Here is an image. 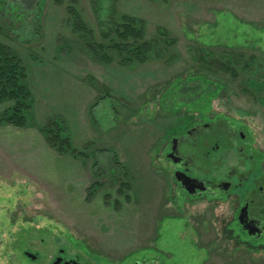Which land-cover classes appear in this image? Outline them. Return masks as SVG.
<instances>
[{
  "label": "rangeland",
  "instance_id": "rangeland-1",
  "mask_svg": "<svg viewBox=\"0 0 264 264\" xmlns=\"http://www.w3.org/2000/svg\"><path fill=\"white\" fill-rule=\"evenodd\" d=\"M71 5L93 44L120 12L145 20L148 38L167 29L178 57L128 69L116 57L100 63L74 32ZM0 25L33 98L31 124L0 125V264H53L60 249L96 264H264V237L248 240L237 217L226 216L225 198L183 197L173 182L177 167L163 153L172 135L207 120L227 162L195 175L226 176L237 162L225 150L233 133L246 135L248 154L264 155V103L243 85L264 82V0H0ZM197 50L241 63L253 56L259 65L236 78L208 72L193 59ZM180 99L199 108L174 113ZM10 105L1 102L0 114ZM54 117L67 123L73 146L91 144L86 160L48 146L40 129ZM178 117L190 123L175 129ZM123 166L128 200L118 193L127 182L117 173ZM94 182L101 185L89 199Z\"/></svg>",
  "mask_w": 264,
  "mask_h": 264
},
{
  "label": "trees",
  "instance_id": "trees-1",
  "mask_svg": "<svg viewBox=\"0 0 264 264\" xmlns=\"http://www.w3.org/2000/svg\"><path fill=\"white\" fill-rule=\"evenodd\" d=\"M69 12L70 23H72L74 32L81 35L79 37L82 38L84 43H86L87 48L92 53L94 59L100 63L111 62L113 61V57H116L119 60L120 67L128 69L133 68L136 65L146 64L150 61H162L164 59L169 63H172L178 57V54L174 55V52H172L173 50L171 51V48L177 43L176 39L171 37V33L165 28L158 27L155 35L148 38L146 32L147 23L139 17L115 12V14H113V20L111 21L112 27L103 32V40L101 42L93 44L91 42V36L88 35L91 33L85 26L81 15L76 8L72 5L69 6ZM39 16L40 15L38 14L37 17ZM38 22L39 20L37 19V22L34 24L37 28L39 27ZM3 35H5V32L0 25V36ZM193 59L195 63H199V66L202 68L204 67L203 69L208 72L212 71V68H214L213 72H215L217 68H220V70L230 73L229 75L235 78L239 75L237 70H244L248 71V73L251 72L250 74H255L252 65L253 63L259 65V63H257V58L253 56H250L248 60L241 63L238 60L235 61L233 55H220L219 58H216L213 53L204 50H197V54L194 55ZM257 79L258 78L247 79L243 81V85L248 89L253 90V95H257V99L264 103V82L257 81ZM26 80V69L23 62L13 49L6 46L0 40V103L3 101L11 102V105L0 114V125L3 124L17 128H25L29 123L31 124L32 120L30 116L33 107V98ZM176 84L178 86L181 85L180 82H177ZM181 92L185 93L186 90ZM175 93L177 92H173V90L168 92V94ZM176 103L177 104L172 105L174 113L180 112L183 107H188V109L191 110L193 108H199V106H189V103H185L181 101V99ZM203 112L204 111H201L200 113L204 115ZM190 120L191 117H178L174 125L175 129L190 123ZM40 130L44 135L48 146L59 155H70L73 158L80 160H86L89 156V152H86L88 151L87 149L91 147V144H86L81 150L73 146L69 128L63 119L54 117ZM94 167L95 170H99L98 163H95ZM104 171L107 172L108 170ZM120 172L125 174L127 182H124L118 193L125 196L128 200L129 195H127V190L129 189L130 191L131 183L126 167H120V171L118 170L117 173ZM110 178L108 179L109 182L112 181V179H114L113 181L116 179L115 177ZM100 185L101 184L98 182H94L90 186L89 191H92V194L89 192V199L91 198V195L93 196V190L98 189ZM114 205H116V208L119 207L118 203H114Z\"/></svg>",
  "mask_w": 264,
  "mask_h": 264
},
{
  "label": "flooded vegetation",
  "instance_id": "flooded-vegetation-1",
  "mask_svg": "<svg viewBox=\"0 0 264 264\" xmlns=\"http://www.w3.org/2000/svg\"><path fill=\"white\" fill-rule=\"evenodd\" d=\"M213 125L215 121L195 122L186 128L184 133L172 135L165 146L163 153L166 161L177 167L173 170V182L177 192L187 200L214 201L225 198L229 210L226 216L237 217L242 234L248 240H261L264 237V155L260 152V156L255 157L247 153L246 147L242 144V142L246 144L247 137L242 131L238 135L233 133L228 139H224L225 150L234 151L237 155L236 164L229 166L224 178L217 180L193 173L198 170L210 176L209 172L217 171L227 162V158L222 155L224 150L218 153L217 133L209 134L214 128ZM177 173H183L192 181L185 182L183 177L182 181H178ZM240 216H246L244 223L239 220ZM58 259H60L58 264L71 261H75L76 264H96L83 262L78 256L68 257L64 249H60V255L53 264ZM134 264L142 263L135 261Z\"/></svg>",
  "mask_w": 264,
  "mask_h": 264
},
{
  "label": "water",
  "instance_id": "water-1",
  "mask_svg": "<svg viewBox=\"0 0 264 264\" xmlns=\"http://www.w3.org/2000/svg\"><path fill=\"white\" fill-rule=\"evenodd\" d=\"M172 155H173V154H172ZM178 174H180V176H178ZM176 177H177V180H178V181H182L183 178H184V181H185V182H191V181H192L191 178L185 176L183 173H177ZM182 177H183V178H182ZM245 217H246V216H240V217H239V220L241 221V223H244V222H245V220H244ZM26 255H27L28 257H30L31 259H35V256H34L33 254H31V253H26ZM59 262H60V259H58L54 264H58ZM66 264H76V263H75V261H71V262H67Z\"/></svg>",
  "mask_w": 264,
  "mask_h": 264
}]
</instances>
